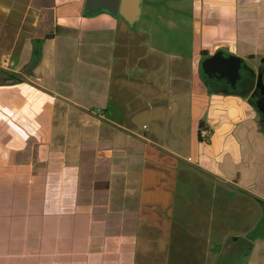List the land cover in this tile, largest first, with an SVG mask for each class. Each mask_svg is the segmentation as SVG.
Returning <instances> with one entry per match:
<instances>
[{
	"label": "crops",
	"instance_id": "crops-1",
	"mask_svg": "<svg viewBox=\"0 0 264 264\" xmlns=\"http://www.w3.org/2000/svg\"><path fill=\"white\" fill-rule=\"evenodd\" d=\"M260 76L264 0H0V264H264Z\"/></svg>",
	"mask_w": 264,
	"mask_h": 264
},
{
	"label": "water",
	"instance_id": "water-1",
	"mask_svg": "<svg viewBox=\"0 0 264 264\" xmlns=\"http://www.w3.org/2000/svg\"><path fill=\"white\" fill-rule=\"evenodd\" d=\"M37 53V52H36ZM241 63L242 60L236 56H225L222 51L216 52L213 56L205 59L202 63L204 74L212 77H220L221 75L229 78L231 85L241 78ZM220 74V76H219ZM261 77L259 83L261 84Z\"/></svg>",
	"mask_w": 264,
	"mask_h": 264
},
{
	"label": "flooded vegetation",
	"instance_id": "flooded-vegetation-1",
	"mask_svg": "<svg viewBox=\"0 0 264 264\" xmlns=\"http://www.w3.org/2000/svg\"><path fill=\"white\" fill-rule=\"evenodd\" d=\"M260 86H261V89H259L257 95L255 96V101L257 105L260 107V109L262 110V117L264 120V83H261Z\"/></svg>",
	"mask_w": 264,
	"mask_h": 264
},
{
	"label": "built area",
	"instance_id": "built-area-1",
	"mask_svg": "<svg viewBox=\"0 0 264 264\" xmlns=\"http://www.w3.org/2000/svg\"><path fill=\"white\" fill-rule=\"evenodd\" d=\"M198 135L201 140H209L212 133L208 129L200 128Z\"/></svg>",
	"mask_w": 264,
	"mask_h": 264
},
{
	"label": "trees",
	"instance_id": "trees-1",
	"mask_svg": "<svg viewBox=\"0 0 264 264\" xmlns=\"http://www.w3.org/2000/svg\"><path fill=\"white\" fill-rule=\"evenodd\" d=\"M37 57H39V56H36V58L34 59L35 61L34 62H36L37 60H38V58ZM34 65V64H33ZM33 65H31L30 66V68L32 67H34ZM13 79H15L16 81L18 80V78L16 77V76H14V78ZM259 202L264 206V201H262V200H259Z\"/></svg>",
	"mask_w": 264,
	"mask_h": 264
},
{
	"label": "rangeland",
	"instance_id": "rangeland-1",
	"mask_svg": "<svg viewBox=\"0 0 264 264\" xmlns=\"http://www.w3.org/2000/svg\"><path fill=\"white\" fill-rule=\"evenodd\" d=\"M261 81H262V83H264V79H263V77H261ZM258 82H259V78H258Z\"/></svg>",
	"mask_w": 264,
	"mask_h": 264
}]
</instances>
